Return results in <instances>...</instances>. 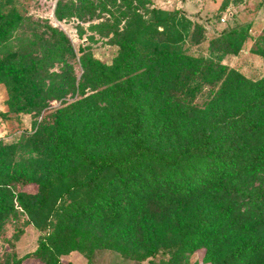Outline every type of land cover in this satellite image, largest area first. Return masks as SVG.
Masks as SVG:
<instances>
[{"label": "rangeland", "instance_id": "obj_1", "mask_svg": "<svg viewBox=\"0 0 264 264\" xmlns=\"http://www.w3.org/2000/svg\"><path fill=\"white\" fill-rule=\"evenodd\" d=\"M0 7L1 19L8 20L11 15L17 19L5 25L4 34L0 32L1 175L27 168L38 175L48 174L57 187L64 186L59 172L68 171L69 166L58 169L49 160L55 158L57 133L66 130L89 140L88 152L96 157L107 151L134 152L127 135L128 103L96 74L85 70L90 58L110 66L123 45L139 47L145 58L149 52L163 58L185 54L223 65L252 82L264 80V56L259 54L264 51V0H0ZM45 26L65 35L62 52ZM229 31L236 34L229 36ZM27 75L29 87L23 89L19 82ZM188 81L190 87L200 79ZM218 86H201L195 97H180L178 108H203ZM55 113L60 124L57 133L52 125ZM180 123L174 126L178 135ZM75 170L79 175L86 172L78 166ZM222 184L216 179L211 189H201V201L207 206L203 214L207 219L219 218L222 224L236 219L242 227L233 233L236 236L224 241L221 250L213 240L177 254L158 247L151 257L150 248L160 246L159 236L153 245L141 241L124 253L107 245L119 235L114 234L122 227L119 222L111 223L107 231L100 229L101 236L81 222L73 233L77 234L75 245L82 249L66 247L70 237L59 238L54 231L63 212L50 213L44 195L28 197L0 186V264L33 252L49 233L47 250L21 264H55L58 260L63 264H216L230 253L238 237L264 238L258 235L264 234V227H259L264 225V206L254 209L249 201V195L264 191V172L240 174L230 198L222 193ZM81 196L74 190L62 202L78 203ZM21 201L30 211L21 207ZM226 205L234 208L231 219L222 216ZM192 211L194 207L186 205L179 217L190 216ZM75 225L68 221L62 231L72 234Z\"/></svg>", "mask_w": 264, "mask_h": 264}, {"label": "trees", "instance_id": "obj_2", "mask_svg": "<svg viewBox=\"0 0 264 264\" xmlns=\"http://www.w3.org/2000/svg\"><path fill=\"white\" fill-rule=\"evenodd\" d=\"M151 11L156 17V8L152 6ZM15 22L14 15L3 20L0 13V32L4 34L5 25ZM45 28L57 38L58 50L62 52L66 47L65 35L50 26ZM142 54L137 46L123 45L110 66L94 58L85 64L86 71L96 74L128 103L127 135L134 152L107 151L96 157L88 152L89 140L71 130L57 133L60 124L55 113L52 122L57 133L55 158L49 162L62 170L69 166L68 171L59 172V181L65 185L57 187L48 174L38 175L20 168L0 174V186L11 187L28 197L44 195L50 202V213L63 212L62 222L55 225L54 231L59 238L69 236L64 245L72 249H82L75 245L77 234L73 233L81 222L90 225L98 236L103 235L100 229L107 231L111 223L119 222L122 227L114 233L119 235L110 238L107 245L119 247L122 253L141 241L153 245L157 236L160 246L151 247L149 257L158 247L172 249L177 254L213 240L221 250L223 242L242 228L241 223L236 219L224 224L217 217L207 219L203 214L207 206L201 201V189H211L219 179L223 182L222 193L230 198L235 194V180L240 174L264 172V80L252 82L223 65L215 66L185 54L164 58L153 52H149L148 58ZM259 54L264 56V51ZM194 78L200 82L189 87L188 80ZM29 83L27 75L19 86L26 89ZM216 84L219 86L213 98L203 108L180 111L177 99L195 97L201 86ZM7 85L10 93L11 86ZM179 122L180 135L174 129ZM76 166L86 172L77 174ZM28 186L31 190L26 191ZM74 190L82 193L80 202L64 204L62 201ZM249 197L254 209L264 206V191ZM20 205L30 211L22 201ZM186 205H192L194 211L190 216L179 217ZM221 213L231 219L234 208L226 205ZM68 221L76 224L71 228L72 234L62 231ZM261 233L258 235H264ZM50 241V233L43 235L36 250L10 264L40 257ZM239 263L264 264V238L238 237L230 253L216 264ZM55 264L63 262L58 260Z\"/></svg>", "mask_w": 264, "mask_h": 264}]
</instances>
